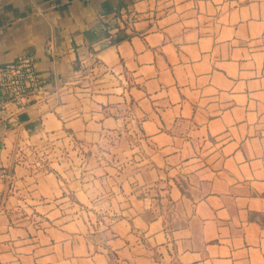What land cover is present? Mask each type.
Instances as JSON below:
<instances>
[{
  "label": "crops",
  "instance_id": "0c3cea01",
  "mask_svg": "<svg viewBox=\"0 0 264 264\" xmlns=\"http://www.w3.org/2000/svg\"><path fill=\"white\" fill-rule=\"evenodd\" d=\"M26 53L0 264H264V0H0Z\"/></svg>",
  "mask_w": 264,
  "mask_h": 264
},
{
  "label": "built area",
  "instance_id": "2783aa9c",
  "mask_svg": "<svg viewBox=\"0 0 264 264\" xmlns=\"http://www.w3.org/2000/svg\"><path fill=\"white\" fill-rule=\"evenodd\" d=\"M47 52L57 57L53 47ZM44 83L38 70V60L34 54L26 53L10 63L0 65V115L8 119L27 111L35 97L44 93ZM12 181L10 172L0 168V184Z\"/></svg>",
  "mask_w": 264,
  "mask_h": 264
},
{
  "label": "rangeland",
  "instance_id": "374dc122",
  "mask_svg": "<svg viewBox=\"0 0 264 264\" xmlns=\"http://www.w3.org/2000/svg\"><path fill=\"white\" fill-rule=\"evenodd\" d=\"M45 150L47 151V149H45ZM45 150L42 147H39V150H36L37 151L36 157H35L36 162L34 163V165L36 166V169L39 172L45 171L46 168L49 169L48 160L46 159ZM83 151H84V149H83ZM52 152L53 151H51V153ZM83 160H85V159L83 158Z\"/></svg>",
  "mask_w": 264,
  "mask_h": 264
}]
</instances>
